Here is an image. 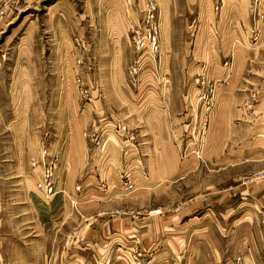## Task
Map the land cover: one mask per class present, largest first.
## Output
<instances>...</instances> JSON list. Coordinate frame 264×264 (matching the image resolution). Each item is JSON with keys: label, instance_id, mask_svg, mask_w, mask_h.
I'll use <instances>...</instances> for the list:
<instances>
[{"label": "rangeland", "instance_id": "374dc122", "mask_svg": "<svg viewBox=\"0 0 264 264\" xmlns=\"http://www.w3.org/2000/svg\"><path fill=\"white\" fill-rule=\"evenodd\" d=\"M153 1L157 52L133 75L130 66L137 56L133 38L146 34L140 27L142 0H0V264H264V138L253 141L250 160L232 155L231 133L214 120L215 81L203 74L194 78L200 88L197 101L193 103L194 94L183 98L192 109L191 122L171 143L176 171L153 180L134 125L109 114L92 115L81 132L88 154L99 159L105 155L104 134L98 146L90 135L107 128L105 133L116 138L112 146H118L120 167L111 165V173L110 163L101 158V175L95 174L99 191L87 201L72 196L69 202L45 208L48 196L59 191L53 179L71 136L66 108L52 104L64 98L60 82L75 81L77 89L83 88L78 76L60 81L49 68L63 52L71 57L74 39L88 43L94 35L100 40L109 35L133 96L159 85L162 100L168 81L162 71L159 74L160 46L168 0ZM258 4L251 17L249 0V28L244 30L248 44L258 34L262 17ZM106 5L113 9L110 29L104 28ZM218 5L219 0H207L206 14L217 12ZM191 7L195 16V1ZM93 17L98 21L95 27L87 22ZM69 39L71 47L64 50ZM230 63L231 54L222 64ZM62 67L68 68L67 63ZM261 84L250 92L253 100L262 92ZM79 92L86 100L85 90ZM62 112L65 122L58 116ZM105 163L109 166L103 170ZM34 167L39 171L32 186L43 203L32 204L23 192L22 173ZM47 168L50 192L38 186ZM74 189L81 192L85 186L76 179ZM43 212L49 221L37 216Z\"/></svg>", "mask_w": 264, "mask_h": 264}, {"label": "crops", "instance_id": "0c3cea01", "mask_svg": "<svg viewBox=\"0 0 264 264\" xmlns=\"http://www.w3.org/2000/svg\"><path fill=\"white\" fill-rule=\"evenodd\" d=\"M192 1L197 6L195 16L192 15ZM192 1L168 0L165 9L167 23L160 46L162 70L159 74L162 71L168 83L162 100L157 94L160 87L154 84L153 88L146 89L139 97L133 96L125 82V66H121L116 59L113 41L109 35H105L102 40L94 35L88 43L78 37L74 39L78 45L72 46L71 57L63 52L55 61L52 59L54 63L49 68L51 74L60 76V81L61 77L78 76L83 88L77 89L74 80L68 81V84L65 80L60 82L59 87H62L64 98L52 104L66 108V115L70 117L71 136L70 145L61 154L53 179V187L59 191H53L48 196V200L44 201L47 206L45 208L49 210L52 203L69 202L72 196L79 202L87 201L91 194L99 191L95 186L98 183L95 174L101 175L103 161L110 163L109 170L111 165L120 167L118 146H112V143H116V138L105 133L107 128L101 132V135L104 134L106 152L101 157L103 161L96 154H88V143L81 132L92 115L99 118L100 115L109 114L112 118L119 121L123 119L129 125H134L137 138L141 142L140 153L147 165V172L151 169L153 180L168 177L171 172L176 171L178 163L175 164V159H172L175 152L171 143L183 133L187 123L191 122L192 109L184 105L183 98L185 94H194L193 103L197 101L195 95L200 88H197L194 78L200 74L215 81V106L218 110L215 111L214 120L217 124H222L225 132L231 133L232 140L235 141L232 155H244L246 160L254 155L253 143L264 138V90L254 100L250 94L264 83V0H259L261 22L258 25V34L250 44L246 41L248 31H244L249 28V0H219L218 11L210 12V15L204 9L207 0ZM108 7L106 5L103 9L105 29L111 28L110 17L113 9ZM87 22L93 27L95 22L98 23L94 17L93 22ZM70 47L69 39L64 50ZM230 54V65H223V61ZM82 57L86 69L82 67ZM76 58L80 63H75ZM63 63H67L68 68L62 67ZM40 74L43 75L42 72ZM85 84L87 85L84 86ZM80 89L85 90L87 101L82 100ZM64 115L58 114L60 120L65 122ZM66 121L68 122L67 118ZM87 155L89 160L86 162ZM38 171V167H34L27 168L22 173L23 192L32 204L43 203L32 186ZM76 179L81 180V185L85 186L81 192L74 189ZM45 214L43 212L37 216L47 222L50 218ZM53 217L58 219L57 215Z\"/></svg>", "mask_w": 264, "mask_h": 264}, {"label": "built area", "instance_id": "2783aa9c", "mask_svg": "<svg viewBox=\"0 0 264 264\" xmlns=\"http://www.w3.org/2000/svg\"><path fill=\"white\" fill-rule=\"evenodd\" d=\"M259 0H252V5L250 6V14L251 17L253 16L255 11V6L258 4ZM142 21L141 26L143 29H145L146 34L145 37H138L133 38L134 46L137 51L136 59L133 60L132 65L130 66V72L133 75H136L142 68L148 64L149 60H153L155 57V53L157 52V25H156V8L154 5L153 0H142ZM255 23V22H254ZM254 23L250 25V29L253 30V33L255 34V25ZM133 26V32L136 33L137 30ZM153 73V72H151ZM165 87V80L163 79L161 81V88L163 89ZM261 88L264 90V83L261 84ZM101 134H96L93 131V134L90 135V138L92 140H95L94 143L96 146L100 143ZM127 142L129 140H126ZM127 144V143H125ZM109 166L108 163H105L104 170ZM121 176V175H120ZM51 169L47 168V170L43 174V180L41 179V182L38 184L43 190L50 192L51 190ZM127 186H130L128 183Z\"/></svg>", "mask_w": 264, "mask_h": 264}]
</instances>
